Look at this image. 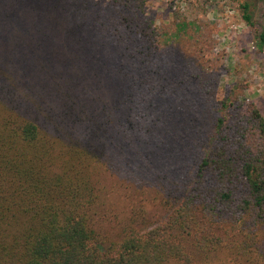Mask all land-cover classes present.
I'll return each instance as SVG.
<instances>
[{
    "label": "trees",
    "instance_id": "16d2710c",
    "mask_svg": "<svg viewBox=\"0 0 264 264\" xmlns=\"http://www.w3.org/2000/svg\"><path fill=\"white\" fill-rule=\"evenodd\" d=\"M238 2L264 52V12L256 24ZM145 4L0 0V264H264V111L217 97L210 26L175 14L157 27ZM23 8L41 27L31 52L53 64L39 96L17 88ZM54 13L76 53L60 68L44 29ZM87 64L113 77L112 106L84 95ZM125 146L150 157L145 172L171 160L173 177L159 218L140 208L110 239L97 229L102 179Z\"/></svg>",
    "mask_w": 264,
    "mask_h": 264
},
{
    "label": "rangeland",
    "instance_id": "374dc122",
    "mask_svg": "<svg viewBox=\"0 0 264 264\" xmlns=\"http://www.w3.org/2000/svg\"><path fill=\"white\" fill-rule=\"evenodd\" d=\"M105 1L107 0H102ZM247 1L252 3L256 24L263 22V0ZM145 10L157 27L171 22L175 14L185 17L189 22L200 21L210 26L216 43L213 52L224 57L221 74L216 79L217 97L221 98L226 92L233 90L242 102H254L264 111V52L257 50L255 29L246 24L238 0H146ZM33 12V9L23 8L16 28L18 33L25 35V45L20 51L28 53L25 55L20 52L23 66L18 69L17 88L22 94L39 96L47 94L46 82L51 77L49 70L53 68V64L48 62L46 54L41 56L44 52L42 49L36 47L31 52V36H27L38 33L41 28L36 26V15ZM64 27L65 18L60 13L51 14L48 23L44 25L45 32L52 39L51 46L57 51L59 68L63 62L76 55L65 47ZM49 42L50 40L45 42L47 47H50ZM89 65L83 67L86 72L81 86L84 95L87 99H97L112 106L116 87L113 77L98 67L90 66L91 71H88ZM79 69V72H83L81 66ZM149 162L151 163L150 157L136 155L130 146H125L116 157L107 162L104 181L102 179V184L109 193L107 207L98 217L97 226L104 236L116 238L121 227L140 208L147 210L149 222L160 217L162 199L166 196L164 190L173 177L172 170L167 166L172 167V164L170 160L165 166H156L154 170L145 172L143 166ZM154 163L157 164L156 161Z\"/></svg>",
    "mask_w": 264,
    "mask_h": 264
}]
</instances>
